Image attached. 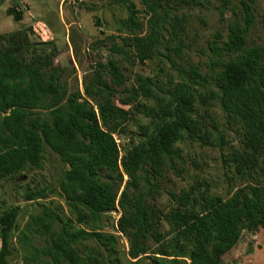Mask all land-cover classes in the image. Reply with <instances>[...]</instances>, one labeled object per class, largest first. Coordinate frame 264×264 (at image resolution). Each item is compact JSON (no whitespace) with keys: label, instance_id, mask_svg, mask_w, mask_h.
I'll return each instance as SVG.
<instances>
[{"label":"trees","instance_id":"obj_1","mask_svg":"<svg viewBox=\"0 0 264 264\" xmlns=\"http://www.w3.org/2000/svg\"><path fill=\"white\" fill-rule=\"evenodd\" d=\"M235 1L240 16L233 10L236 19L228 24L222 44L211 45L218 67L213 80L192 66L187 79L160 90L163 96L157 93L155 80L141 74L136 75L133 89L120 91L126 77L115 61L107 65L110 82L97 70L83 92H70L64 70L55 65L52 42L34 41L32 28L0 35V183L43 170L49 148L64 164L60 188L75 217L64 220L47 205L37 204L42 213L32 216L29 226L44 237L45 244L32 246L31 238L25 237L34 255L24 264H34L40 256L43 264H122L117 236L102 228L104 218L117 206L121 216L116 228L128 240L130 264H216L245 230L264 231V185L245 186L227 198L194 187L169 192L175 205L169 212L153 203L161 188L152 181L162 177L167 166L175 168V160L181 158L177 144L186 137L209 135L199 105L211 107L213 100L229 119L243 125L245 149L235 154L238 171L260 165L264 47L248 40L255 24L250 2ZM141 2L150 16L147 31L140 12L128 4L129 16L122 21L124 36H120L124 46L114 44L113 52L125 57L126 47L132 48L141 64L158 59L162 47L179 55L186 17L177 16L176 3L186 1ZM7 15L22 20V13L13 9ZM262 22L264 26V15ZM115 97L127 109L116 105ZM133 109L151 122L139 126L138 142L121 148L116 135L128 132ZM45 191L28 189L26 201L46 199ZM19 212V207H10L0 214V264H8L12 254L10 240Z\"/></svg>","mask_w":264,"mask_h":264},{"label":"rangeland","instance_id":"obj_2","mask_svg":"<svg viewBox=\"0 0 264 264\" xmlns=\"http://www.w3.org/2000/svg\"><path fill=\"white\" fill-rule=\"evenodd\" d=\"M185 1L176 3L179 5L177 16L186 17L181 53L178 55L176 51L169 52L162 47V55L146 64L137 61L132 48L126 47L125 57L112 49L114 44L119 48L124 46L120 36H124L122 21L129 16L128 4H134L140 12L139 20L144 32L147 31L150 16L145 13L141 0H128L124 5L115 0H0V35L32 28L34 41L52 42L57 53L55 65L64 70L63 79L70 92L78 89L83 92L85 82L97 70H101L110 82L107 65L115 61L126 77L125 85L118 88L120 91L133 89L136 75L141 74L153 78L159 87L157 93L163 96L160 90H169L183 78L187 79L192 66H198L205 78L213 80L218 67L211 45L222 44L228 24L236 19L233 10L240 16L239 1ZM248 1L255 16L249 43L264 47V0ZM8 9L21 12L22 20L16 22L12 16H8ZM211 102V107L199 105L203 118L200 120L207 127L209 135H204L203 139L186 137L178 143L181 158L175 160V168L167 166L163 176L152 181L161 188L160 195H156L153 203L163 212H169L175 206L169 192L179 193L194 187L209 190L212 196L227 198L245 186L264 185V155L256 170L240 173L235 154L245 149L243 125L240 121L229 119L215 100ZM114 103L127 109L120 103V97H115ZM141 103H144L143 100ZM146 103L154 105V102ZM150 122L151 119L141 111L133 109L131 122L127 125L128 132L116 135L117 143L123 148L130 141L138 142L141 134L139 126ZM43 166V170L23 173L18 178L0 183V214L10 207L20 208L16 229L10 240L12 254L7 258L8 264H24L25 258L33 257L34 251L26 244L25 237L31 238L32 246L41 248L45 244L44 237L31 232L32 227L29 226L32 216L42 213L37 204L47 205L64 220L75 221L60 188L65 171L60 156L45 148ZM28 189L34 192L45 189L47 198L38 203L26 201ZM119 214L115 209L109 212L102 228L103 232L117 236L120 262L130 264L128 240L116 228ZM55 227L59 229L58 225ZM1 247L0 238V250ZM39 260L34 264H43L44 257L40 256ZM216 264H264V231L245 230L238 244Z\"/></svg>","mask_w":264,"mask_h":264},{"label":"built area","instance_id":"obj_3","mask_svg":"<svg viewBox=\"0 0 264 264\" xmlns=\"http://www.w3.org/2000/svg\"><path fill=\"white\" fill-rule=\"evenodd\" d=\"M115 211H117L118 213H120V214H119V217H120V216H121V211H120V209H119L118 206L116 207ZM118 219H119V218H118ZM118 219H117V220H118Z\"/></svg>","mask_w":264,"mask_h":264}]
</instances>
